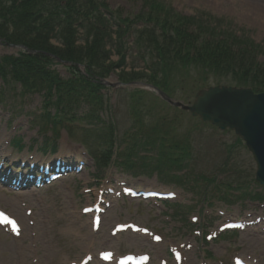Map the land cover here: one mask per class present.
I'll list each match as a JSON object with an SVG mask.
<instances>
[{"label": "rangeland", "instance_id": "rangeland-1", "mask_svg": "<svg viewBox=\"0 0 264 264\" xmlns=\"http://www.w3.org/2000/svg\"><path fill=\"white\" fill-rule=\"evenodd\" d=\"M105 1L111 8H119L124 15L135 14L142 7L141 0ZM160 1L181 15L202 16L205 20L209 18L211 27L227 34L235 32L243 35L264 47V0ZM18 51V47L0 42V56L17 54ZM260 53L263 57L264 52ZM127 64L128 68L143 67V63L135 56H129ZM54 68L62 76L68 74L64 63L56 62ZM105 82L106 109L102 117L108 119V112L112 114L118 145L117 154L115 146L112 161L106 165H99L88 155L96 156L98 151L103 152L108 147L107 143H99L100 138L97 139L93 134L87 135L84 130L74 129L67 135L63 128L57 132L56 137L52 136L58 149L56 153L50 155L44 150L41 146L42 137L30 119L42 106L39 93L20 95L18 91L22 92L19 86L14 85V89L16 86L19 89L16 88L17 95L8 92L9 109L0 104L1 168L24 172L29 169L32 161L39 163L41 159L55 157V154L68 158L73 164L79 165L81 158L86 162L77 175L69 172L50 183L22 189L25 194L13 193L9 180L0 181V208L16 217L21 226L20 237H14L0 227V264H72L86 253L96 256L98 251L104 249L112 250L114 255L148 252L151 256L148 264H159L160 257L167 258L168 264H174L168 248L180 244L191 245V248L183 250L186 264H198L201 261L209 264H234L235 257H242L248 264H264V206L249 202L253 192L264 194V186L254 181L255 164L243 143L236 142L237 136L233 132H221L211 125L201 123L188 112L172 108L148 91L143 80L121 84L116 74H112ZM186 87L190 86L183 83L182 89L175 90L171 96L190 103L194 93ZM138 89L143 90V93L132 96V92ZM85 108L81 104L79 114ZM137 112L141 115L140 120L135 117ZM176 115L179 121L171 123V117ZM162 118L166 120L162 134L168 133L170 136L168 140L160 141L156 124ZM137 121L145 127L141 135H133L138 143L137 148L131 147V151H134V161L131 162L119 153H125L122 139L130 138V132L138 127ZM46 135L51 134L47 132ZM18 136L22 138L23 147L17 149L9 146ZM151 138H156L155 142L149 143L152 148L145 152L149 156L143 158L147 139ZM144 140L146 142H142ZM167 142L182 147L184 153L178 155V163L171 160L175 154L172 149L175 148H167ZM50 144L49 140L47 149L51 147ZM27 147H30L29 150ZM23 162L25 165L22 166ZM114 162L123 173L116 171ZM131 163H134L133 167L129 166ZM181 164H185L183 168L187 169L184 171L186 174H182V179L186 175L184 184L176 183L173 175V172L182 169L179 166ZM201 175L213 180L201 178ZM206 182L209 184L206 185ZM226 183L231 186L246 184L247 189L244 185L241 192L249 191L250 194L247 193L244 198L229 197V201L224 203L227 197L221 194L228 192L223 191L228 189L224 186ZM123 185L173 191L175 198L161 202L123 197ZM104 186L113 188L114 192L107 190L101 195L106 202V211L101 215L99 229L93 231L91 215L82 214L81 208L92 204ZM214 186L216 194L213 192ZM174 203L182 205L175 207L172 205ZM238 219L246 221L244 230L227 232L205 240V234L219 233L218 225L221 223ZM128 221L147 226L154 233L160 234L162 241L154 244L149 241V236L129 231L120 232L118 236L110 235L114 223ZM203 247L211 255L204 254Z\"/></svg>", "mask_w": 264, "mask_h": 264}, {"label": "trees", "instance_id": "trees-1", "mask_svg": "<svg viewBox=\"0 0 264 264\" xmlns=\"http://www.w3.org/2000/svg\"><path fill=\"white\" fill-rule=\"evenodd\" d=\"M143 4L145 9L130 20L114 16L99 0H0L2 40L38 51L0 57L4 88L10 89L18 82L26 92L38 91L59 115L73 116L85 104V111L77 118L93 123L101 121L102 79L117 69L122 82L145 77L148 83L169 92L173 91L170 84L175 78L183 81L189 76L193 78L192 90L211 79L264 91V59H259L260 47L251 40L217 31L201 19L172 11L158 0H144ZM134 22L142 23L135 29L134 43L141 58L147 60L148 71L124 68L123 35ZM111 24L116 26L113 39ZM78 29L82 30V43L76 42ZM108 40L113 41V50L107 49ZM112 52L117 60L110 58ZM55 58L69 63L67 77L52 68ZM79 64L85 66V72ZM58 123L61 121L49 117L44 120V125L52 128ZM105 129L108 137L103 142L108 148L100 154V163L112 153L114 128L110 124ZM15 144L19 146V140Z\"/></svg>", "mask_w": 264, "mask_h": 264}, {"label": "water", "instance_id": "water-1", "mask_svg": "<svg viewBox=\"0 0 264 264\" xmlns=\"http://www.w3.org/2000/svg\"><path fill=\"white\" fill-rule=\"evenodd\" d=\"M161 95L202 121L220 128L229 126L242 135L256 163L255 178L264 184V92L254 94L250 88L210 86L200 89L191 105Z\"/></svg>", "mask_w": 264, "mask_h": 264}, {"label": "bare ground", "instance_id": "bare-ground-1", "mask_svg": "<svg viewBox=\"0 0 264 264\" xmlns=\"http://www.w3.org/2000/svg\"><path fill=\"white\" fill-rule=\"evenodd\" d=\"M69 152H70V151H69ZM71 152H74V153H76V152H75V150H72ZM117 236H118V235H117Z\"/></svg>", "mask_w": 264, "mask_h": 264}]
</instances>
